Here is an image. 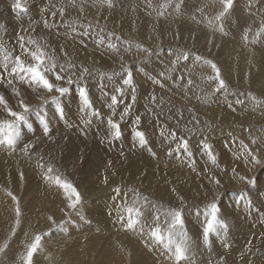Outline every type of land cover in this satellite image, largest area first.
I'll use <instances>...</instances> for the list:
<instances>
[{
	"label": "bare ground",
	"instance_id": "obj_1",
	"mask_svg": "<svg viewBox=\"0 0 264 264\" xmlns=\"http://www.w3.org/2000/svg\"><path fill=\"white\" fill-rule=\"evenodd\" d=\"M39 1H42V0H35V1L33 0V2H39ZM125 1H127V0H125ZM130 1H132V0H129V2ZM134 1H136V0H134ZM179 1H181V0H179ZM199 1H200V3L202 5H207V3H208V0H199ZM16 2H18V1L16 0ZM31 2H32V0H31ZM78 2L81 4L82 7L86 8V9H82V11H84V12L75 11L72 15H70L68 17V20H71L72 24H81L82 23L81 20H83V23H84V21H88V20L90 21L91 20L93 22L94 21H98V22L101 21V22H104V23H108L111 26L113 24L114 25H117V26H120V27L126 29V31L131 36V37L129 36V38L130 39L132 38V40H133L134 43H137L138 46H140L142 49L143 48H145V49L150 48L153 51H158L159 54H160V51H161V53H162L161 54L162 55L161 57L162 58L163 57L164 58H168V59H171L172 58V61H173L174 60L173 59V56L177 57V55L179 54V50L180 49H179V46L178 45H181L185 41H187V42L190 43V41H192L193 38H194V43L196 44V49L192 48V49L188 50L187 53L188 54L191 53L192 55H188L187 56V61H184L182 63V65L180 66V68L177 67V68H179L181 70L184 69L183 67H185L186 69H189L190 70L189 73L191 75V81H190L189 84H187V83L185 84L184 82H181V83L177 82V79L174 77V75L172 74L173 77H171L168 72H167L168 74H166L164 78H162L163 77V75H162V76H159V79H157V73L160 72V74H161V71L163 72L164 70H162L160 67L159 68L161 70H159L158 72H155L153 70L154 71L153 72L154 73L153 74V78L155 80V84L157 85V87L159 89H162L163 88L165 90L167 88V93L170 94V95L167 94V97L168 96H171L167 100L169 103L166 101L168 104H165V105L162 104V105H164V108H165V109H163V110H165V111H163L164 114H165V116L163 115V113H159V111L162 109L161 106H160L161 109L159 111L157 110L158 111L157 114L154 112L155 113V116L157 115L160 118V121H163V123H164V120H165V122L167 123V125H165V126L169 130V133H168V135L165 138L167 140L166 143L161 141L160 144L162 145V143H165L164 144L165 146H163V148H165V149L167 148V150H169L171 147H173L175 145H178V146L179 145H182L183 148L181 150H179L177 153L173 154L172 157H173V159L175 158V161L178 158L185 159L186 162H188L190 164V166L180 164V165H182V168H181V170H179L178 169L179 162H175L174 165L177 166V167H174L175 169H173V168L171 169V168H169V167L166 166L167 164H164L162 162L163 165L157 167V166H154L152 163H150V162H148L146 160L145 154L147 152L144 151V153H142L140 155L141 152H139L138 154L136 153V152H138L137 149H136L137 151L136 150L135 151L133 150L135 152V154H137V155H132V154L128 153L127 151H124V150H116V149H115V151L112 154H107L108 152H110V150L109 151L107 150V153L101 154L98 150L94 149V145H95L94 143L95 142L94 143L93 142H90L91 143V145L89 143L90 147L89 148H86V147L83 146V144H81V142H76L71 137H65L66 135L65 136L63 135V137L66 138V139H62L63 142L66 141L65 143H61V145H59V142H58V145L59 146L58 145L56 146L53 141H50L51 142V145L53 146L51 148L48 147V148L51 149L50 152L47 151V148L45 150V149H43L41 147L40 148L38 147L37 148V151H36V149L34 150V152L36 151V153H34L33 155H29V153H27L28 150L26 152L25 149L22 148V145L23 144H24V146H26L28 144H31V143H27V139L24 140V141L22 139V142L16 141V143H15L14 146H8L6 144H0V149H2V150H10L12 147H16L17 148V151H14L12 153H1L2 155L4 154L5 156L10 155L9 157L10 158L12 157V160L9 157L6 158L4 155H3L4 157H0V246H2L4 244V246L0 247V249H3L2 251H0V264H23L22 257L27 252L26 251L27 250V245H29V244L32 243L31 241H30L31 242L30 243L29 240H27L26 238L29 237V236H31V238H32L31 240L33 241V239L35 238L36 235H40L41 236L40 244H42L43 246H41V249L40 250L38 249V251L36 253H34V255L32 257V264H148L149 262L146 263V262L143 261L144 260V257H143V255H142V253L140 251H139V253L141 255H138L136 253V251H134V249H136L135 247H137L136 246L137 244L142 245V247L144 246L143 247L144 248L143 249L144 251H147L153 245L154 248L153 249H150V250H152V252L150 254H149V252H146L147 253V256L146 257H148V254H149V256H151V258H153V259H155V258H157V259H165L169 264H212L210 262V260L207 259V256H206V258H203L202 256H199L200 257L199 258L198 256H196V254H198V253H196L194 256H191V258L188 259L189 261L185 260L186 256L183 257L181 260L177 261L176 258H175V248L172 247L173 245L170 248H168V249H159L158 248V244L159 243L154 242V240L148 234V232H151V225H150L151 223L148 224V223L144 222L145 219L143 221L142 216H141V214L143 213V209H141L142 212L137 217L138 223L134 226V229H132V228L129 229L128 228V229L122 230L123 228L121 227L122 228L121 229L122 230V235H124L126 237V241H124L125 238H123V241L124 242L123 241L122 242H119V240L117 241V239H119V238H117L116 240H114L113 238H110V237H112V234L111 233H110L111 235H110L109 238H107L105 240L101 239L102 241L100 240V237H102L103 235L101 236V233L100 234L98 233V235H100L99 236V240L100 241H99L98 238H97V236H96L97 234L94 233L93 230L91 231L90 228L88 226H86V225L85 226H79V224L78 225L77 224L76 225L74 224L75 227L74 226L71 227L72 230H66V228H65L66 225L65 226L63 225L64 228H65L64 229L63 226L61 227L60 222H56V221L59 220L60 218H62V216L64 214V211H66L68 209V206H66V204L64 202L65 199L62 198V195L60 193V190L58 188L60 186H58L57 184H55L54 180L45 179V176L46 175H49L51 177H57L58 176L57 171H56V173H53V167L52 166H54L56 164V165H58V166L60 165L62 167L61 170L58 171L59 174L62 173V172H65L69 176V179L70 180L68 179V177H65L66 179H68L67 180V181H69L68 183H70L75 189L76 188L77 189H80L83 193H86L89 196H90L89 193L95 192L97 190H100V193L101 192H104L103 193V195H104L105 193H108L109 192L108 189H110V188H113L115 190L122 189V190H129V191H136V190H138V191L145 192V193L148 192V193H150V194L153 195V198L154 199H158V200L164 201V202H165V198H169V200L180 199V200L187 201V202L188 201H191V203H189L187 205H191V204H194L195 205V204H201L202 202H205L207 199H209L208 196H213V194L221 188L220 187V183L221 184L225 183V184L229 185L231 188H238L240 186L242 187V185L246 182V178L245 177L248 174H251L252 177H256L255 175L260 174L261 167H262V161H264V153H262L264 151V34H261V31L258 28H256V27H245L244 29H246V33H248V37L246 39H244L245 38L244 37L245 34L243 32L245 30L243 29V32H242V30L240 29V27L243 26V25L248 24L249 21H250V19H253V21L255 19L256 22H258L259 24L261 23L264 26V17H261L262 16L261 14H260V16H256L258 14L254 15V13H253V15H250L249 13L247 14L244 11L245 9H242V12H239V14L236 13L234 15V13H233L234 16L231 17V16H228L227 15L226 16L227 17L226 19H224V20L222 19L223 22H224V24H221V25H223V27H224L226 24H229L230 27H231L230 31H228V32H218L219 29H222L223 30V28H222L221 25H214V23L211 24V22H209V24H206L205 21L200 20L198 14H197L198 12L196 10H197V8H200L201 5H195V6L192 5L194 7L192 9V6L190 4H188V5L191 6V8H190L191 11H187V9H186L187 7L184 8L185 9L184 10V13H186V14H183L182 13V14H180V16H179V14H177V18H173L172 17L173 18V19L171 18L172 21H173L172 24H169V22L166 21L169 24L168 27H170V29H160V30L157 31V30H153V29H148V27L146 25H148L150 23L147 24L146 23L147 21L146 22H143V24H145V25H142L141 24V21L139 19L138 20H135L137 18L134 19V17L129 16L128 12L123 10V8H124L123 7V4H122L123 1L121 2V0H120V2L122 4L121 6L123 8L121 6L120 7L122 9L120 7L119 8L121 10H123V11L119 10V11H121V13H117L119 15L118 18H109L111 15L109 17H106L107 16V8L100 7L101 5L96 4V2L94 4H92L90 2V0H79ZM149 2H150V0H149ZM215 2H216V0H215ZM238 2H240V1H238ZM263 2H264V0H262V1L260 0L259 5L260 4L262 5ZM124 3L126 4V2H124ZM241 3L242 4H246V5H244V8H247V7L249 8L250 7L249 9L255 8V9L261 10L260 12H262V13L264 12V9L261 8L259 5H257L258 2L256 3L255 0H242V2L238 3L239 6H243V5H241ZM16 4L17 3L13 4V3H10V2H6L5 0H0V16L2 15V10H4L6 13L9 12L12 15L15 14V13H13L11 11H14V12L19 13L18 15H14L15 18H16V20L19 23L17 25V28H19L20 26L23 27V28H25V30L23 32H24L25 35H28L27 29H26L27 28L26 25L28 23H26V24L24 23L26 21L27 14L22 13V11H23V5L24 4L22 5V3H19L20 7L19 8H15V5ZM67 4H68V2H67ZM67 4H65V5H67ZM117 4H119V2ZM125 4H124V6H125ZM139 4H141V3H139ZM168 4H169V2H168ZM192 4H194V3H192ZM65 5H64V9L63 10H65ZM69 5H67V6L68 7H71ZM143 5H144V3H143ZM29 6H27V7H29ZM169 6H171V3H170ZM184 6H185V4H184ZM30 7H32V6H30ZM182 7L183 6H181V8ZM45 8H46V6H45ZM126 8H124V9H126ZM135 8H137V7H135ZM173 8H175V7H173ZM239 8H241V7H239ZM68 9H70V8H68ZM114 9H116V11L118 10L117 8H114ZM177 9L179 10V8H177ZM35 11H37V10H35ZM172 11L175 12V9L174 10L172 9ZM113 12H115V10ZM176 12H177V10H176ZM42 13H44V11ZM132 13H134V12H132ZM137 13H139V12H137ZM165 13H167V12H165ZM57 14H60V13H57ZM114 14H116V13H114ZM7 15L8 14H6V16ZM35 15H34V18H35ZM133 15H137V14H133ZM165 15H164V17H165ZM160 16H161V12H160V15L158 17L160 18ZM174 16H176V13L174 14ZM203 16L205 17V14ZM36 17H38V15ZM40 17L42 18V15ZM43 17H44V15H43ZM170 17L167 16V18H170ZM5 18H7V17H5ZM59 18H61V17L59 16ZM159 18H158V21H161V20H159ZM161 18H163V17H161ZM30 19H31V17H30ZM44 19H46V18H44ZM260 19H263V20H260ZM37 20H35V21H37ZM167 20L170 21L169 19H167ZM11 21L12 20L7 21V22L9 24L15 22L14 20H13V22H11ZM49 22L50 21H48V23ZM242 22H244V23H242ZM60 23H62V21ZM154 23H157V22H154ZM37 24H39V23L37 22ZM152 24H151V26H153ZM159 24H160V22H159ZM254 24L255 23L253 22V23H251L249 25L252 26ZM58 25L59 24H57V26ZM91 26H93V25H91ZM203 26H209V28L211 27V28L214 29V31L211 32L213 35H210V38H211V40L216 45L221 46V53H222L221 55L222 56L220 57V60L226 59V61H228L230 82L228 84L229 85V89L227 90V93L226 94H220V95H218V92L217 91L222 89V88H219L218 89V83L219 82H217V80H214V79H211V80L208 79V77H215L216 74H215V72H213L212 68L211 69H206L205 67H208L207 66L208 64H206L203 61H201L203 59V57H204V56H202L204 53L201 55V53H202L201 50L203 48L200 50L202 40H205L206 43L209 42V40H207L206 38H204L205 36L203 37ZM53 27H56V26H53ZM100 27H101V25H100ZM114 27L112 29H114ZM156 27H157V25H156ZM163 27H165V25H163ZM71 28H72V26H71ZM76 28H78V27H76ZM104 28H105V26H104ZM78 29H80V28H78ZM87 29H88V26H87ZM99 29H97V30H99ZM116 29H118V28H116ZM154 29H155V27H154ZM156 29H158V27ZM54 30H55V28H54ZM73 30H74V28H73ZM0 31H3L4 34H5V37H2L0 35V53L4 57H6L8 59H9V54L8 53L11 52V51H15V52L21 54L20 56L24 57L22 54H24L26 52H29V54H30L32 51H35L36 46L38 45L39 47L42 46L44 48V50L47 52V55L49 54L51 57H53V55H54L58 59V61L59 60L61 61L62 60V57H65L67 59L66 56H68V60L70 59L74 63L80 64V62H84V63H86V64L89 65L88 62H94L96 59H98V61L100 63V66L99 67H96V69L97 70L98 69H102L103 70L104 69L103 67H106L108 62L110 63L111 69L112 68L118 69L117 67H119V66L121 67L122 66V59L123 58H125L124 61H126V59H128V58H132V57L134 58V57H137V56H141L146 51L144 49H143L144 51H142V49L140 47H138V48H135V47H133V48H131V47H125V48L115 47V49H112V48L111 49H108L109 48L108 46H106L107 48L105 50H103L104 49L103 46H99L100 49L103 48L102 50H100L98 47H97V49L92 50L93 48L89 45L88 47H91V49L88 48V49L91 50V53H90V52H88V50H85L84 49V47H86V45L83 48L80 47V46H75V45L72 44L73 43L72 40H71L72 41V43H71V42H69L66 39V37L63 38L64 35L62 37L60 35V37L63 38V39H66L67 41L66 40H63V39H60L58 37H55L54 32H51L53 30H50V29H48V31H50V34H47V35L45 33L44 34L41 33L39 30H37V28L36 29H33L32 30V31H34L33 32V38H30L31 40L29 42H27V40L29 39V38H27L28 36H26L27 40L26 39H24V40L22 39L21 40V38L17 34H14L13 37H12V34L8 33V31L6 29H4V27L2 28L0 26ZM60 31H59V33H61ZM76 31H78V30H76ZM9 32H11V31H9ZM13 32H15V31H13ZM65 32H66V30H65ZM31 33L32 32H30V34ZM59 33H58V35H59ZM111 33H113V32H111ZM67 34H69V33H67ZM205 34H208V33H205ZM9 35H11L12 38L10 37V39H7V38H9L8 37ZM44 35H46L48 39H46L44 37ZM123 35H126V34H123ZM68 36H70V35H68ZM72 36H76V34L73 32L72 33ZM77 36H78V34H77ZM110 36L113 37L111 34H110ZM79 37H77V38L79 39ZM104 37H105V35H104ZM75 38H74V40H75ZM68 39H69V37H68ZM107 39H109V38H107ZM122 39H123V37H122ZM125 40L123 39L121 41H125ZM254 40H257V41H254ZM109 41L111 42V40H109ZM117 41H119V40L117 39ZM121 41H119V42H121ZM31 42H34V43H31ZM81 42L82 41H80V43ZM114 42H116V40ZM66 44H69L70 51H68V49L66 48V47H68V46H65ZM81 44H83V43H81ZM107 45H110V44H107ZM120 45H121V43H120ZM171 45H175L176 51H174V54L172 56L168 57L169 56L168 53H166V51H163V50H166L167 48H169L168 46H171ZM187 45H190V44H187ZM213 45H212V47H214ZM222 46H223V48H222ZM86 49H87V47H86ZM140 50H141V52H140ZM137 51H139L140 54L134 56L137 53ZM215 51H217V49ZM208 53H209V51H208ZM29 54H27V56ZM216 54H217V52H216ZM216 54L214 56H216ZM144 55L146 56L147 53L144 54ZM183 55H182V57H183ZM148 57H149V60H150L151 56H148ZM197 57H199V59H197ZM208 57H210V56H208ZM164 58L162 60H164ZM217 58L214 59V60L216 61ZM66 59H64V60H66ZM136 59L134 58V60H136ZM143 59H144V57H143ZM145 59H147V58H145ZM211 59H213V57ZM211 59H210V61H211ZM134 60H132V61H134ZM155 60H153V61L155 62ZM220 60H219V62H221ZM144 61L143 62L142 61H138V62H142L143 64H145ZM169 61H171V60H169ZM158 62H160V61L157 60V63ZM96 63H97V60H96ZM99 63H97V64H99ZM150 63L153 64V62H150ZM176 63L180 64L179 62H176ZM162 64H165V63H162ZM178 64H177V66H178ZM159 65L161 66V64H159ZM166 65H168V61H167V64ZM166 65H165V67H166ZM74 66L76 67L77 65H74ZM94 66H95V64H94ZM137 66H138V64H137ZM157 66L155 65V67H157ZM75 67L74 68L73 67L72 68H67L65 70H64V68L63 69L61 67L60 68L62 69V73L63 74H71V73H74V70H77L79 73L85 74L84 72H82V71L85 70V68H84V70H81L80 68H75ZM86 67H89V66H86ZM197 68L198 69H201V70H198ZM221 68H223V67H221ZM108 69H106V70H108ZM150 69H152V68H150ZM226 69H227V67H226ZM130 70H129V72H130ZM143 70H144V68H143ZM147 70H149V69H147ZM147 70H144V71H147ZM189 70H187V71H189ZM202 70H207V71L209 70L208 71L209 73L201 72ZM113 71L115 72V70H113ZM122 71H124V70H122ZM125 71L127 72V69ZM165 71H164V73H166ZM207 71H205V72H207ZM91 72H93V70ZM88 73H89V71H88ZM104 73H106V72H104ZM138 73L140 74L141 72H138ZM58 74H61V72L59 73L57 69H52L50 72L46 73V76H47V78L50 79L51 75L55 76V75H58ZM220 74L224 75L225 73H221V71H220ZM101 75H102V72H101ZM131 75H132V73H131ZM140 75H138V76L141 77L142 75L141 76ZM145 75H146V73H145ZM179 75H180V73H179ZM109 76H106V77H109ZM117 76H119V75H117ZM138 76H136V78ZM111 77H112V75H111ZM126 77H127V75H126ZM126 77H125V75L123 76V78H126ZM131 77H132V81H133V76H131ZM6 78H7V76H6ZM16 78H18V77H16ZM142 78H144V77L142 76ZM146 78L148 80V83L145 82V81L144 82L147 83V84H149V81H151V80L148 79L149 76L148 77L146 76ZM119 79L120 78H118V82H119ZM134 79H135V77H134ZM175 79H176V81H175ZM13 80H14V78L11 79V81H13ZM100 80H101V78H100ZM102 80H104V79L102 78ZM139 80H140V78H139ZM141 80H143V79H141ZM49 81H51V80H49ZM87 81H88L87 83H89V80H87ZM135 81L137 82V79ZM140 81H138V82L140 83ZM213 81L215 82V84L213 83ZM223 81L225 83V80H223ZM63 82L65 83V81H63V79H62L61 84ZM72 82H73V80H72ZM94 82L95 81H93L92 83H94ZM203 82H205V83H203ZM23 83H24L23 86H26L27 84H29L27 82H23ZM79 83H80V81H79ZM98 83L100 84V82H98ZM120 83H121V81H120ZM11 84L14 85L16 83L13 84V83H9L8 82L7 85H5V88L6 89H10L11 88ZM106 84L107 83H105V85ZM142 84H144L143 81H142ZM147 84L145 85L146 87H147ZM90 85H91V82H90ZM90 85H88V88L91 87ZM93 85H95V84H93ZM30 86H31L32 89L35 90V92H30V91L27 92V90H26L27 87H26L24 91L22 89H20V90H22V92L16 90V91L19 92V95H15L14 93L12 94L13 96L11 95V93H8V94L4 95L3 91H1V90H0V95H2L4 97V99L6 100L8 108H10V109H12L13 111H16V112H21V111H23V109L20 107V102L21 101H23V103L26 104L27 106L31 105V103H33V102L34 103L39 102V101L41 102V96H40V94L38 92L41 93V91L43 90V88L38 87V88L35 89L34 88V85L29 84V89H30ZM64 86H65V84H64ZM107 86H109V85L107 84ZM121 86H123V85H121ZM136 86H137V84H136ZM68 87H70V86H68ZM138 87H139V84H138ZM124 88H126V87L123 86V89ZM132 88L134 89V87H132ZM136 88H135V90H136ZM141 90H143V89H141ZM141 90L139 89L140 92H143ZM70 91H72V90H70ZM70 91H68V92H70ZM112 91H114V89H112ZM126 91H128V89ZM149 91L151 92V89H149ZM45 92H47V91L45 90ZM120 92H118V93H120ZM129 92L130 91H128V93ZM144 92H147V90L145 91V89H144ZM150 92L148 94H151ZM123 93L121 92V95ZM134 93L131 91L130 94H134ZM45 94L47 95V93H45ZM48 94L50 96V93L49 92H48ZM51 94H53V93H51ZM70 94H71V92H70ZM148 94H147V96H148ZM158 94H157V96H158ZM143 95L145 96L144 93H143ZM49 96H48V99H49ZM92 96H93V94H92ZM147 96H146V99H147ZM43 97H44V93H43ZM52 97H53V95H52ZM130 97H131V95H130ZM132 97H134V96H132ZM137 97H138V95H137ZM139 97H138V101L140 99ZM61 98H63V97H61ZM95 98H97V96ZM143 98H141V99H143ZM69 99H70V97H69ZM124 99H125V97H124ZM126 99H129V98H126ZM156 100H158V99H156ZM42 101H43V99H42ZM59 101H60V99H59ZM140 102H142V101H140ZM140 102H138V103H140ZM161 102H158V103H161ZM75 103L76 102H74V104ZM99 103H100V101H99ZM127 103H129V102H127ZM146 103H148V102L146 101ZM151 103H152V101H151ZM95 104H96V102H95ZM118 104H120V103H118ZM135 104H137V102ZM144 105H143L142 108H144ZM0 106H1L0 107V110H1L0 115L1 114H4V115H7L8 116V113L5 111L4 106L3 105H0ZM36 107H38V105H36ZM130 107L133 108V106H131V105H130ZM140 107H141V104H140ZM110 108L111 107H109V109ZM127 108H128V106H127ZM149 108L150 107H148V109ZM97 109H98V107H97ZM102 109H104V107H102ZM138 109H140V108H138ZM104 110H106V109H104ZM143 110H145V109H143ZM179 110L183 111V116L180 119H175L173 113L175 111H179ZM125 111H126V109H125ZM145 111L150 112L151 110H145ZM22 113H24V112H22ZM143 113L145 114V112H143ZM143 113H140V115L143 114ZM169 113L170 114H173V117H170L171 115L168 117L167 115ZM176 113L178 114V112H176ZM26 114H28V113H26ZM44 114H45V112H44ZM102 114H104V113H102ZM114 114H116V113H114ZM150 116H151V113H150ZM153 116H151V117H153ZM178 116H179V114H178ZM30 117H31V115H30ZM113 117L114 116H112V118ZM122 118L124 119V117H122ZM142 118H143V116H142ZM145 118H149V117L148 116L147 117L145 116ZM11 119H12V117H11ZM161 119H163V120H161ZM74 120H75V118H74ZM36 121H39V120H36ZM37 124H38V122L35 123L36 126H37ZM116 124H118V123H116ZM128 124H129V122H128ZM150 124H151V126H156V127H159L160 126V124L156 120L154 122H152V123L150 122ZM35 125L34 124L31 125V122H29V121H27V124H23V127L27 129V131H25V133H27V132L29 133V131H31V127L34 128ZM161 125H163V124H161ZM120 126H121V124H120ZM146 127H150V126H146ZM127 128L128 127L126 125V129ZM134 128L135 127H133L132 129H134ZM172 128H173V132L171 131ZM174 128L177 129L178 131H175ZM108 129H107V131H109ZM142 129H144V128H142ZM72 130L73 129H71V131ZM135 130H137V128ZM139 130H140V127H139ZM77 132H79V131L77 130ZM123 132H125V130H123ZM212 133H213V135H214V133H216V134L219 133L221 135L226 133L227 135L223 136L220 139H215L213 141L212 140L209 141L207 139L209 137H207V138H204L203 137L204 139L202 138L201 141L198 140L199 141L198 142V145H193L194 143L193 144H190V143H188L186 141V136H191V138L193 139V137H195V136L197 138L198 135H200V136H208V135H211ZM63 134H65V133H63ZM24 135L26 136V134H24ZM108 135H109V133L108 134L106 133V138H107ZM54 136H56V135H54ZM77 136H79V135L77 134ZM109 136H111V135H109ZM22 137H24V136L22 135ZM217 137H220V135L217 134L216 135V138ZM143 138H144V136H143ZM211 138L212 137H210V139ZM28 139H30V138H28ZM35 139L36 138L33 136V140H35ZM39 139L38 138L36 139V140H38L37 141L38 143H39ZM80 139H82V138H80ZM87 139H89V138H87ZM107 139H109V138H107ZM111 139H113V138H111ZM101 140L102 139L100 138V141ZM183 140H185V144H184ZM195 140L196 139H194V141ZM30 141H32V140H30ZM44 141H45V139H44ZM113 141H114V139H113ZM87 142L85 141L86 144H87ZM105 142H106V140H105ZM151 142H154V141H151ZM46 144H49V142L46 143ZM32 145H34V144H32ZM32 145H30V146H32ZM148 145L150 147V144H148ZM184 145H186V146H184ZM17 146H19V147H17ZM43 146L45 147V145H43ZM98 146H101V145L99 144ZM103 146L104 145H102V147ZM152 146L153 145H151V147ZM155 146H153V148ZM97 147L95 145V148H97ZM128 147H130V145ZM140 147L143 148V146H141V145H140ZM159 147L160 146H158L157 148L159 149ZM56 148L59 151V154L58 153H55ZM104 148H107V147H104ZM30 149H29V151H30ZM103 150H105V149H103ZM167 150H165L166 153H164L163 155H165V154L168 153ZM18 151H19V153H17ZM173 151H175L174 148H173ZM105 152H106V150H105ZM149 152L150 151H148V154H150ZM152 152H155V151L153 150ZM155 153H157V152H155ZM14 155L17 156V158ZM146 156H148V155L146 154ZM150 156H152V155L150 154ZM136 157H138V158H136ZM153 157H154V155H153ZM253 157H255V160H253ZM148 158H151V157H148ZM162 158H164V157H162ZM21 159L24 160V163L25 162L28 163V164H24V165H27V166L29 165L30 169H32L34 171V174H33L34 181H33V177H32V180L31 179H28L29 177L27 178V174L26 173L28 171L27 172H23V170H20L21 169L20 167H22L21 164L23 163V161ZM173 159H171V160H173ZM181 159H180V162H181ZM160 160H161V157H160ZM216 160H217V162H216V165H215L214 163H215ZM192 162H194V164ZM221 164H224L226 166L227 169L225 171L222 169L223 167L221 168ZM14 166L18 169L17 172H15L16 169L14 170ZM49 167L52 168V172L51 173L48 172V168ZM59 169L57 167V170H59ZM28 173H30V171ZM100 179L103 180V183L104 184L101 182L103 185H101V183H100V185L97 186L95 183H97V181L100 180ZM254 180H252V181H254ZM64 181H66V180H64ZM262 181L264 182V177L262 178ZM255 183H259V181L258 182H255ZM7 191L11 192L12 194H17V195H15V199H13V197H12V200H11V198L9 197L10 193H8ZM257 191L258 192L253 193V195L255 197H261L262 200H258V201H259V204L260 205L264 206V202H263L264 201V183H262L261 186L257 188ZM6 192L9 194L7 196L11 200V201H9L8 199H5V200H8L9 201L8 203H4L3 202L4 200H2L3 197H6L5 196ZM223 192H224V190H223ZM78 193H79V191H78ZM96 193H98V195L100 194L99 191L96 192ZM114 193H117V192H114ZM3 194H4V196L2 197ZM236 194H238V193H236ZM64 196L67 197V194L66 195L64 194ZM79 197L81 198V197H85V196L79 195ZM230 197H228V199ZM118 198H120V197H118ZM235 198H236V196H235ZM112 199H108V198H106L105 200L103 199V202L102 203H104L105 205L104 204H102V205L104 207H106V209H107V207H111L112 208L113 203H114V197ZM146 199H147V197H146ZM96 200L97 199H95V201ZM118 200H120V199H118ZM130 200L132 201V199H130ZM67 201H68V203H70L69 200H67ZM126 201H127V199H126ZM131 201H129V204H132L133 203V202L131 203ZM234 201H236V200H234ZM81 202H84V201L82 200ZM116 202L114 204H116ZM121 202L119 201V203H121ZM238 203H239V201H238ZM98 204H97V206H98ZM79 205H80V203H79ZM123 205H126V204H123ZM229 205H231V203ZM235 206H237L236 203H235ZM238 206H239V204H238ZM116 207H117V204H116ZM225 207L223 208L222 212L223 213L225 212L226 214H224L225 216H223L221 218H224V219L229 220L228 219L229 213H227V210H226ZM232 207H233V205H232ZM242 207H243L242 209L244 210V208H246L245 204ZM251 207H252L251 208L252 213H249L247 215L242 216L241 217L242 220H240L241 224L238 222L239 220H234L233 226H231V228H228V231L229 230L232 231L234 233V235H235V232H237V231L244 232V235H241V237L245 241H250L249 240L250 237L248 236V233L254 232V235L259 238V235L260 234L257 232L258 229H262V230L264 229V208H261L260 206L259 207H256L254 205H252ZM17 208L19 209V217H16V216L12 217L14 214H17ZM79 208L80 207H78V209ZM134 208H135V206H134ZM150 208H153V207H150ZM89 209L90 208H88L87 210H89ZM102 209H104V208L102 207ZM121 209L123 210V208H121ZM121 209H118V213H120V212L122 213V210ZM87 210H86V212H87ZM99 210L100 209H98L96 211L99 212ZM246 210H247V208H246ZM69 211L72 213L71 210H69ZM96 211H94V213ZM123 211H126V210H123ZM160 211H161V209H160ZM82 212H83V214L85 213L84 210ZM108 212H109V210H108ZM79 213H81V212H79ZM91 213L94 214L93 212H91ZM125 213H127V212H125ZM125 213H123V214L125 215ZM149 213H151V211ZM242 213H243V211H242ZM156 214H154V215L156 216ZM204 214H206V211L204 212ZM124 215H122V216H124ZM207 215H205L204 217H209V215L208 216ZM80 216H82V215H79V217ZM96 216H95V218H96ZM159 216H160V214H159ZM49 217H51V219H49ZM86 217H87V215H86ZM92 217H91V219H92ZM102 217H101V219H102ZM199 217H200V213L199 212L192 214V219H194V220H198ZM71 218H72V216H71ZM74 218L75 217H73L72 219H74ZM82 218H84V217H82ZM95 218H93V219H95ZM97 218L95 220H97ZM104 218L105 217H103V219ZM143 218H145V216ZM148 218H149V216H148ZM151 218L153 219V217H151ZM159 218H161V217H159ZM64 219H65V217H64ZM64 219L62 221H64ZM66 219L68 220L67 216H66ZM72 219H71V222L73 221ZM86 219H88V217ZM110 219H112L111 216L109 217V220ZM122 219L124 220L125 219V216L123 218L121 217V222L123 221ZM233 219H235V218H231L230 220H233ZM67 220H66V222H67ZM109 220H108V222H109ZM119 220H120V218H119ZM126 220H127V218H126ZM149 220H151V219L149 218ZM99 221L97 223L95 221L94 224L96 223L97 226L101 227V223L103 221L102 222L100 221L101 223H99ZM104 221H106V220H104ZM116 221H117V219H116ZM159 221H160V219H159ZM163 221H165V220L163 219ZM143 222L146 223V224H144ZM147 222H148V220H147ZM151 222H153V221H151ZM12 223H14V225L15 224L17 225V226H14L16 230H15V232L12 231L13 232L12 235H14L18 231L19 232L16 235L12 236V237L10 236L9 238H6L4 236L5 235L4 233L7 232L8 226L9 225H12ZM55 223H58L59 224L58 227L54 226ZM98 223L100 225H98ZM153 224H155V223H153ZM166 224L164 222V225H166ZM225 224H226V226L229 225L227 222ZM122 225H123V223H122ZM156 225H157V223H156ZM160 225H161V223H160ZM116 227H118V226H116ZM10 228H12V227L10 226ZM119 228L120 227H118V229ZM152 228H154V227H152ZM23 229H25V230L22 231ZM118 229H116V231ZM218 229H219V227H217L216 231L211 232V233L217 232ZM226 229H227V227H226ZM26 230L29 231V233H30L29 235L27 234ZM102 230H103V228H102ZM108 230H109V228H108ZM164 230L166 231V229H164ZM20 231H22V232H20ZM113 231L114 230H112V232ZM102 233L104 234V231H102ZM195 234H196V232H195ZM216 234H218V232ZM227 234H225V235H227ZM114 235H116V234H114ZM238 235H237L238 241H236V239H235L236 235L234 236L235 241L231 239L232 236L230 235V237H228L229 239H227V243H228L227 246H226V244L224 245L223 243L220 244V245L219 244H216L214 242V239H213V242H214V247L213 248L219 249L217 251H225L227 259L233 258V255L232 254L235 253L234 251L239 252L240 250H243V251L246 250L247 252H251V250H252V252L250 254L245 255V256H241L242 258L240 260H238V263L239 264H250V262H249L250 259H253L255 257V253H257V254L260 255V257L262 258V260L259 261V260L254 259L253 260V264H264V234L261 233V237L260 238L262 240H258L257 237H254V239L252 240V243H254V248L252 247L253 249L251 247H247L245 244H243V241L240 239V234H238ZM199 236H200V234H199ZM13 237L18 238V241H17V239H14L13 240ZM216 237H217V235H216ZM114 238H116V236ZM120 238H122V237H120ZM191 238L192 237L190 236V239ZM218 238L221 239V237H218ZM9 239H11V241H12L11 243H9ZM175 240H177V239H175ZM195 241H194V243H195ZM197 242H198V239H197ZM213 242H212V246H213ZM7 244H9L10 246L8 247ZM196 246H197V244H196ZM10 247H12V248H10ZM147 247H148V249H147ZM192 249H193V247H192ZM195 249H197V248H195ZM187 250H189V247H188ZM210 250H213V249L210 248ZM189 251H186L185 254L189 253ZM137 252H138V250H137ZM213 252H212V254H213ZM6 253H11V255H14V256H10V255L5 256ZM201 253H202V250H201ZM204 253H205V250H204ZM206 255H208V253ZM219 255H217V256H219ZM4 256L6 258H4ZM48 257L54 259V262L48 261ZM148 258H145V259H148ZM212 258H214V257H212ZM217 261L219 262V260H217ZM160 262H161V260H160ZM154 263H156V262H154ZM215 264H216V262H215Z\"/></svg>",
	"mask_w": 264,
	"mask_h": 264
},
{
	"label": "rangeland",
	"instance_id": "obj_2",
	"mask_svg": "<svg viewBox=\"0 0 264 264\" xmlns=\"http://www.w3.org/2000/svg\"><path fill=\"white\" fill-rule=\"evenodd\" d=\"M6 2H10V3H13V4H15V3H22V5H23V11H22V13H25V14H27V16H26V21L24 22L25 24L26 23H28L26 26H27V32H28V35H25L24 34V30H25V28H23V27H19V28H17V25L19 24L18 23V21L16 20V18H15V16L14 15H18L19 13H17V12H14V11H11V12H13V13H15V14H11V13H6L4 10H2V15L0 16V26L3 28L4 27V29H6L7 31H8V33H10V34H12V37H13V35L14 34H17V35H19V37L21 38V40L23 39H26L27 40V38H29L28 40H27V42H29L31 39L30 38H33V32L34 31H32L33 29H36L37 28V30H39L41 33H45L46 35L47 34H50V31H48V29H50V30H53V31H51V32H54V34H55V37H58V38H60V39H63L64 37H66V39L69 41V42H71L72 43V41H73V45H75V46H80V47H84L85 45H86V47H87V49H86V47H84V49L85 50H88V52H90L91 53V47L93 48L92 50H94V49H97V47L100 49V47L99 46H103V50H105L107 47L106 46H108L109 48L108 49H115V47H118V48H120V47H122V48H125V47H131V48H133V47H135V48H138V47H140V46H138V44L137 43H134L133 42V40H132V38L130 39L129 38V33L126 31V29L125 28H122V27H120V26H117V25H110V24H108V23H104V22H101V21H84V23H83V20H81L82 21V23L81 24H72V22H71V20H68V17L70 16V15H72L75 11H81V12H84V11H82V9H86V8H84V7H82L81 6V4L78 2L79 0H42V1H39V2H33V0H32V2H31V0H17L18 2H16V0H5ZM22 1V2H21ZM35 1V0H34ZM107 1V2H106ZM123 1V2H122ZM128 1V2H127ZM127 1H125V0H121V2H122V4H123V7L124 8H126V9H124L121 5V2H120V0H90V2L92 3V4H94L95 2H96V4H99V5H101L100 7H105V8H107V16L106 17H109L110 15V17L109 18H118V14L117 13H121V11H127L128 12V14H129V16H132V17H134V19L135 18H137V19H135V20H140L141 21V24L142 25H145V24H143V22H146L147 24L148 23H150V24H148V25H146L147 27H148V29H153V30H160V29H170V27H168L169 26V24H172L173 23V21H172V19L173 18H177V14H179V16H180V14H186V13H184V8H186L187 9V11H191V6L193 5V6H195V5H201L200 6V8H197V14H198V16H199V18H200V20H202V21H205L206 22V24H209V22H211V24H213L214 23V25H221V24H224V22H223V20L224 19H226L227 17V15L228 16H234L236 13L237 14H239V12H242V9H245L244 11L248 14H250V15H253V13H254V15H256V14H258V15H256V16H260V14L262 15L261 17H264V12L262 13V12H260L261 10H258V9H255V8H253V9H249L248 7L247 8H244V5H246V4H242L241 3V5H243V6H239V4L238 3H240V2H242V0H232V4H231V6H230V8H229V10L226 12V13H224V15L223 16H220V13L221 12H223V8H224V6H223V3L222 2H220L221 0H216V2H215V0H208V3H207V5H202L201 3H200V1L199 0H181V1H179V0H150V2H149V0L147 1V0H136V1H134V0H132V1H130L129 2V0H127ZM142 1V2H141ZM164 1V2H163ZM184 1V2H183ZM194 1V2H193ZM238 1H240V2H238ZM256 1V3H257V5H259V2H260V0L258 1V0H255ZM262 1V0H261ZM67 2H68V4H67ZM72 2V3H71ZM114 2V3H113ZM116 2V3H115ZM119 2V4H117ZM124 2H126V4L124 3ZM138 4H137V3ZM160 2V3H159ZM166 2V3H165ZM168 2H169V4H168ZM179 2V3H178ZM188 2V3H187ZM194 3V4H192V3ZM199 2V3H198ZM218 2V3H217ZM238 2V3H237ZM40 3V4H39ZM43 3V4H42ZM136 3V4H135ZM139 3H141V4H139ZM143 3H144V5H143ZM166 4V6L165 7H161V5L162 4ZM170 3H171V6H169L170 5ZM215 5H214V4ZM31 4V5H30ZM36 4V5H35ZM38 4V5H37ZM65 4H67V5H69V6H71V7H68L67 5H65ZM72 4V5H71ZM114 4V5H113ZM124 4H125V6H124ZM160 4V5H159ZM176 4V5H175ZM184 4H185V6H184ZM188 4H190V5H188ZM211 4V5H210ZM32 6V7H30V6ZM58 5V6H57ZM64 5H65V10H63L64 9ZM113 5V6H112ZM127 5V6H126ZM129 5V6H128ZM173 5V6H172ZM25 6V7H24ZM27 6H29V7H27ZM40 6V7H39ZM45 6H46V8H45ZM123 8V10H121L122 8ZM147 6V7H146ZM181 6H183L182 8H181ZM192 6V9L194 8ZM261 8H263L264 9V2L262 3V5L260 4L259 5ZM35 7V8H34ZM51 7V8H50ZM56 7V8H55ZM117 8L118 10L116 11V9H114V8ZM121 9H120V8ZM135 7H137V8H135ZM173 7H175V8H173ZM179 8V10L177 9V8ZM197 7V6H196ZM236 7V8H235ZM239 7H241V8H239ZM25 8V9H24ZM32 8V9H31ZM40 10H38V9ZM48 8V9H47ZM53 8V9H52ZM61 8V9H60ZM68 8H70V9H68ZM72 8V9H71ZM115 10V12H113L114 10ZM130 10H129V9ZM139 8V9H138ZM142 8V9H141ZM145 8V9H144ZM235 8V9H234ZM43 9V10H42ZM147 9V10H146ZM162 9V10H161ZM165 9V10H164ZM172 9L174 10L175 9V12L174 11H172ZM33 12H32V11ZM35 10H37V11H35ZM61 10V11H60ZM119 10H121V11H119ZM142 12H141V11ZM154 10V11H153ZM161 10V11H160ZM176 10H177V12H176ZM181 10V11H180ZM200 10V11H199ZM237 12H236V11ZM27 11V12H26ZM29 11V12H28ZM44 11V13H42ZM60 11V12H59ZM70 11V12H69ZM72 11V12H71ZM157 11V12H156ZM167 12V13H165V12ZM169 11V12H168ZM220 11V12H219ZM53 12V13H52ZM130 12V13H129ZM132 12H134V13H132ZM137 12H139V13H137ZM160 12H161V16H160V18L161 17H163V18H159L158 16L160 15ZM204 12V13H203ZM209 14H208V13ZM35 15V18H34V15ZM57 13H60V14H57ZM114 13H116V14H114ZM156 13V14H155ZM176 13V16H174V14ZM207 13V14H206ZM233 13H234V15H233ZM6 14H8L7 16H6ZM133 14H137V15H133ZM166 14V15H165ZM205 14V17L203 16ZM226 14V15H225ZM38 15V17H36ZM42 15V18L40 17ZM43 15H44V17H43ZM57 15V16H56ZM62 18H59V16ZM68 15V16H67ZM142 17H141V16ZM164 15H165V17H164ZM201 15V16H200ZM210 15V16H209ZM10 16V17H9ZM13 16V17H12ZM65 16V17H64ZM67 16V17H66ZM146 18H145V17ZM167 16L168 17H170V18H167ZM218 16H220V18L219 19H217V17ZM5 17H7V18H5ZM29 17V18H28ZM30 17H31V19H30ZM33 17V18H32ZM51 17V18H50ZM53 17V18H52ZM153 17V18H152ZM159 18V20H161V21H158V18ZM173 17V18H172ZM13 18V19H12ZM44 18H46V19H44ZM141 18V19H140ZM150 18V19H149ZM171 19L170 21H168L167 19ZM204 18V19H203ZM215 18V19H214ZM30 21H29V20ZM38 19V20H37ZM52 19V20H51ZM66 19V20H65ZM223 19V20H222ZM10 20H12L11 22H13V20L15 21V22H13V23H11V24H9L7 21H10ZM34 20V21H33ZM35 20H37V21H35ZM65 20V21H64ZM222 20V21H221ZM260 20H263V19H260ZM259 20V21H260ZM41 21V22H40ZM48 21H50L49 23H48ZM62 21V23H60ZM169 22V24L167 23V22ZM252 21V22H251ZM7 24H5V23ZM31 24H30V23ZM37 22L39 23V24H37ZM66 22V23H65ZM101 22V23H100ZM154 22H157V23H154ZM159 22H160V24H159ZM164 22V23H163ZM235 22V21H234ZM255 23L254 25H249V24H251V23ZM2 23V24H1ZM43 23V24H42ZM59 24L58 26H57V24ZM96 23V24H95ZM153 23V24H152ZM167 23V24H166ZM242 23H244V22H242ZM13 24V25H12ZM30 24V25H29ZM52 24V25H51ZM62 24V25H61ZM87 24V25H86ZM90 24V25H89ZM151 24L153 25V26H151ZM236 24V23H235ZM258 24V25H257ZM261 24V23H260ZM258 22H256V20L254 19V21H253V19H250V21H249V23L248 24H246V25H243V26H241L240 27V29L242 30V32H243V29L245 28V27H256V28H258L260 31H261V34H264V26H263V24H261L260 25ZM36 25V26H35ZM61 25V26H60ZM72 26V28H71V26ZM75 25V26H74ZM78 25V26H77ZM91 25H93V26H91ZM100 25H101V27H100ZM155 25V26H154ZM156 25H157V27H158V29H156L157 27H156ZM163 25H165V27H163ZM10 26V27H9ZM16 26V27H15ZM53 26H56V27H53ZM63 26V27H62ZM87 26H88V29H87ZM90 26V27H89ZM104 26H105V28H104ZM115 26V27H114ZM150 26V27H149ZM167 26V27H166ZM222 26V28H223V30L222 29H219L218 30V32H228V31H230V29H231V27H230V25L229 24H226L224 27H223V25H221ZM36 27V28H35ZM41 27V28H40ZM45 27V28H44ZM53 27V28H52ZM61 27V28H60ZM76 27H78V28H80V29H78V28H76ZM108 27V28H107ZM114 27V29H112ZM152 27V28H151ZM154 27H155V29H154ZM161 27V28H160ZM163 27V28H162ZM206 27V28H205ZM208 27V28H207ZM228 27V28H227ZM10 28V29H9ZM12 28V29H11ZM17 28V29H16ZM54 28H55V30H54ZM57 28V29H56ZM59 28V29H58ZM63 28V29H62ZM73 28H74V30H73ZM101 30H100V29ZM116 28H118V29H116ZM46 29V30H45ZM62 29V30H61ZM69 29V30H68ZM85 29V30H84ZM97 29H99V30H97ZM116 29V30H115ZM212 29V30H211ZM229 29V30H228ZM61 30V31H60ZM65 30H66V32H65ZM76 30H78V31H76ZM80 30V31H79ZM88 30V31H87ZM106 30V31H105ZM245 31L243 32L244 34H245V38L244 39H246L247 37H248V33H246V29H244ZM9 31H11V32H9ZM13 31H15V32H13ZM22 31V32H21ZM59 31L61 32V33H59ZM68 31V32H67ZM108 31V32H107ZM212 31H214V29L213 28H209V26H203V37L204 38H206L207 40H209V42L208 43H206V41L205 40H202V43H201V48H200V50H201V55L202 56H204L203 57V59L201 60V61H203L204 63H205V61H210V59L213 57V59H211V62L212 63H214L215 65H217L216 67L219 69V75H220V78L222 79V80H225V85H226V87L223 89H221V90H218L217 92H218V95H220V94H226L227 93V90L229 89V82H230V76H229V65H228V61H226V59H224V60H220V57L222 56L221 54V46H218V45H216L212 40H211V38H210V35H213L211 32ZM2 32V33H1ZM30 32H32L31 34H30ZM59 33V35H58V33ZM75 33L76 34V36H72V33ZM80 32V33H79ZM101 32V33H100ZM111 32H113V33H111ZM120 32V33H119ZM122 32V33H121ZM124 32V33H123ZM67 33H69V34H67ZM87 33V34H86ZM205 33H208V34H205ZM24 34V35H23ZM66 34V35H65ZM77 34H78V36H77ZM80 34V35H79ZM97 34V35H96ZM99 34V35H98ZM108 36H107V35ZM110 34L114 37H111L110 36ZM123 34H126V35H123ZM0 35L2 36V37H5V34H4V32L3 31H0ZM22 35V36H21ZM46 35H44V37L46 38V39H48L47 38V36ZM57 35V36H56ZM60 35H61V37L63 36V38H61L60 37ZM68 35H70V36H68ZM74 35V34H73ZM95 35V36H94ZM104 35H105V37H104ZM123 37V39L125 40L126 38V40L125 41H121V40H123L122 39V37ZM26 36H28L27 38H26ZM30 36V37H29ZM80 36V37H79ZM83 38H82V37ZM128 36V37H127ZM9 38H7V39H10V37H11V35H9L8 36ZM11 37V38H12ZM23 37V38H22ZM68 37H69V39H68ZM76 37V38H75ZM77 37H79V39L77 38ZM120 37V38H119ZM131 37V36H130ZM74 38H75V40H74ZM107 38H109V39H107ZM116 38V39H115ZM66 39H63V40H66ZM117 39L119 40V41H121V42H119V41H117ZM131 41H130V40ZM25 40V41H26ZM66 40V41H67ZM72 40V41H71ZM109 40H111V42L109 41ZM116 40V42L118 43H116V42H114ZM80 41H82L81 43H85L84 45L83 44H81L80 43ZM108 41V42H107ZM254 41H257V40H254ZM77 43V44H76ZM79 43V44H78ZM99 43V44H98ZM110 44V45H112V46H110V45H107V44ZM120 43H121V45H120ZM192 43V44H191ZM92 44V45H91ZM94 44V45H93ZM186 46H185V45ZM187 44H190V45H187ZM211 44V45H210ZM214 44V45H213ZM83 45V46H82ZM91 46V47H88V46ZM117 45V46H116ZM120 45V46H119ZM212 45L215 47H212ZM65 46H68V47H66L67 49H68V51H70V46H69V44H66ZM105 46V47H104ZM137 46V47H136ZM179 46V54L177 55V57H175V56H173V61H172V58L171 59H168V58H164V60H162L163 58L161 57L162 55V53H161V51H160V54L158 53V51H153L152 49H150V48H147V49H145V48H143L144 50H146L141 56H137V57H134L136 60H134V58L132 59V58H128V59H126V61H124L125 60V58H123L122 59V68L120 67H117L118 69H115V68H112L111 69V67H110V63L108 64L107 63V66L106 67H103L104 69L102 70V69H96V67H99L100 66V63H99V61H98V59H96L97 60V63H99V64H97L96 63V60L94 61V62H88L89 63V65L88 64H86V63H84V62H80V64H77V63H74V62H72V60H68V56H66L67 57V59L65 58V57H62V60L60 61H58V59L53 55V57H51L49 54L47 55V52L44 50V48L42 47V46H40V48L45 52V54H46V57H51L52 58V61H53V63H54V67L52 68V69H57L58 70V72L60 73L61 72V74H58L59 76H61L62 78L60 79V80H57L56 79V76L57 75H55V76H53V75H51V77H50V79L49 80H51L50 82L51 83H53L54 85H57V86H59V87H64V88H66L67 87V89H69V91L70 90H72V91H70L71 92V94H70V92H66L65 94H63V95H61L60 93H58V92H56L55 90H53L52 92H49L50 93V96H49V94H48V91L47 92H45V90L43 89L42 91H41V93L40 92H38L39 94H40V96H41V102L39 103V102H36V103H31V105H29L28 106V108H29V111L27 112L28 114H26V113H22L23 111H21L20 113H22V114H24L25 116H26V120L27 121H29V122H31V125L32 124H34L35 125V123H37L38 122V124H37V126L35 125L34 126V128L33 127H31V131H29V133L27 132V133H25V131H27V129L26 128H24L23 127V124L24 123H21V125H20V135H19V137H18V139H17V141H19V142H22V139H23V141L24 140H26L27 139V143H31V144H28V145H32V144H34V145H32V146H30V147H27L26 148V146H28V145H26V146H24V144L22 145V148L23 149H25V151L27 152V150H28V152L27 153H29V155H33L34 153H36V151H37V148L39 147H41V148H43V149H45L46 150V148H47V151L48 152H50V148L51 147H53L52 145H51V142L50 141H53L54 143H55V145L57 146L58 145V142H59V145H61V143H65L66 141H64L63 142V140L62 139H66V138H64L63 137V135L65 136V137H71L72 139H74V141H76V142H81V144H83V146L84 147H86V148H89L90 147V145H91V143L90 142H95L94 144L96 145V147L100 144L101 146H98L97 148H95V145H94V149H96V150H98L101 154H103V153H107V150L109 151L110 150V152H108L107 154H112L114 151H115V149L116 150H124V151H127L128 153H130V154H132V155H137L139 152H141L140 153V155L142 154V153H144V151L145 152H147L146 154L148 155V156H146V154H145V157H146V160L148 161V162H150V163H152L154 166H157V167H159V166H162L163 165V163L164 164H167L166 166L167 167H169V168H173V169H175L174 167H177V166H175L174 165V163L175 162H179V166H178V169L179 170H181V168H182V165H180V164H183V165H187V166H190V164L188 163V162H186V160L185 159H181V158H178V159H176V161H175V158L173 159V157H172V155L173 154H175V153H177L179 150H181L182 148H183V146L182 145H175V146H173V147H171L169 150H167V148L165 149V148H163V146H165L164 144L166 143V136L168 135V133H169V130H168V128L165 126V125H167V123L165 122V120H164V123H163V121H160V118L156 115L155 116V113L157 114V112L159 111V113H163V115L165 116V114H164V112L163 111H165V110H163V109H165L164 108V105L165 104H168L169 102L167 101L168 100V98H170L171 96H168L167 97V88H166V90L165 89H159L158 87H157V85L155 84V80H154V78H153V72L155 71V72H158L159 70H166L165 72L166 73H164V71L162 72L161 71V74H160V72L159 73H157V79H159V76H162L163 75V77L162 78H164L165 77V75L166 74H170V76L171 77H173V75H174V77L177 79V82H179V83H181V82H184L185 84L187 83V84H189L190 83V81H191V75H190V70L189 69H186L185 67H183L184 69V71L183 70H181V69H179L180 68V66L182 65V63L184 62V61H187V58H185V55H186V57L188 56V55H192L191 53H187L188 52V50H190V49H192V48H194V49H196V44L194 43V38H193V40L192 41H190V43L189 42H187V41H185V42H183L181 45H178ZM189 46V47H188ZM191 46V47H190ZM206 46V47H205ZM169 48H167L166 50H163V51H166V53H168V57H170V56H172L173 54H174V51H176V48H175V45H171V46H168ZM188 47V48H187ZM88 48H90V49H88ZM141 48V47H140ZM173 48V49H172ZM175 48V49H174ZM222 48H223V46H222ZM102 49H100V50H102ZM142 49V48H141ZM142 49V51H144ZM150 51H149V50ZM217 49V51H215ZM219 49V50H218ZM84 50V51H85ZM204 50V51H203ZM152 51V52H151ZM208 51H209V53H208ZM219 51V52H218ZM13 52V53H12ZM87 52V51H86ZM139 51H137V53L134 55V56H136V55H138V54H140V52H141V50H140V52L138 53ZM149 52V53H148ZM151 52V53H150ZM156 52V53H155ZM216 52H217V54H216ZM15 53V54H14ZM49 53V52H48ZM147 53V55L148 56H151V58H150V60H149V57L146 55H144V54H146ZM158 53V54H157ZM182 53V54H181ZM211 53V54H210ZM9 54V59L8 58H6V57H4L1 53H0V80L2 81H0V90L1 91H3V93H4V95H6V94H8V93H11V95L14 93V91H16V90H18V91H21L22 92V90L24 91L25 90V88L27 87L28 89H29V84H27L26 86H23V82H21L20 80H18L19 78H16V77H14V76H12V75H9V73L11 72V67H12V65H13V62H14V59H15V57L16 56H20L21 54H19V53H17V52H15V51H11V52H9L8 53ZM27 54H29V52H26V53H24V54H22L24 57H22V56H20L21 57V60L22 61H24L25 62V64H30V63H32L33 61L31 60V56H30V54L27 56ZM151 54V55H150ZM184 54V55H183ZM216 54V56H214ZM182 55H183V57H182ZM206 55V56H205ZM220 55V56H219ZM30 56V57H29ZM156 56V57H155ZM208 56H210V57H208ZM125 57V56H124ZM140 57V58H139ZM143 57H144V59H143ZM160 57V58H159ZM175 57V58H174ZM215 57V58H214ZM219 59H218V58ZM25 58V59H24ZM145 58H147V59H145ZM217 58V60L215 61L214 59H216ZM29 59V60H28ZM64 59H66V60H64ZM130 59V60H129ZM141 59V60H140ZM156 59V60H155ZM181 59V60H180ZM186 59V60H185ZM208 59V60H207ZM132 60H134V61H132ZM145 60V61H144ZM153 60H155V62L153 61ZM157 60L158 61H160V62H158L157 63ZM166 60V61H165ZM169 60H171V61H169ZM205 60V61H204ZM219 60L221 61V62H219ZM138 61H144L145 62V64H143L142 62H138ZM147 61V62H146ZM149 61V62H148ZM164 61V62H163ZM167 61H168V65H166L167 64ZM200 61V62H201ZM63 62V63H62ZM71 62V63H70ZM79 62V61H78ZM129 62V63H128ZM150 62H153V64L152 63H150ZM165 63V64H162V63ZM176 62H179L180 64H178V63H176ZM226 62V63H225ZM91 63V64H90ZM157 63V64H156ZM219 63V64H218ZM5 64H7L8 65V67H7V70H5V68H4V65ZM11 64V65H10ZM64 64V65H63ZM82 64V65H81ZM94 64H95V66H94ZM137 64H138V66H137ZM159 64H161V66L159 65ZM176 66H175V65ZM177 64H178V66H177ZM207 64V63H206ZM227 66H226V65ZM74 65H77L76 67L74 66ZM79 65V66H78ZM129 65V66H128ZM140 65V66H139ZM148 65V66H147ZM154 65V66H153ZM155 65L157 66V67H155ZM165 65H166V67H165ZM222 65V66H221ZM63 69L64 68V70L65 69H67V68H80L81 70H84V68H85V70L84 71H82V72H84L85 74H82V73H79L77 70H74V73H71V74H63L62 73V69L60 68V67ZM65 66V67H64ZM86 66H89V67H86ZM124 66V67H123ZM208 67H205L206 69H211V66L208 64L207 65ZM83 69H82V68ZM140 67V68H139ZM144 68V70H147V69H149V70H147V71H144L143 70V68ZM152 68V69H150V68ZM161 69H160V68ZM177 67H179V68H177ZM221 67H223V68H221ZM226 67H227V69H226ZM94 68V69H93ZM109 68V69H108ZM125 68V69H124ZM142 68V69H141ZM172 68V69H171ZM175 68V69H174ZM98 71H96V70ZM106 69H108V70H106ZM127 69V72L125 71ZM131 69V70H130ZM136 69V70H135ZM186 69V70H185ZM198 69V68H197ZM93 70V72H91ZM113 70H115V72L113 71ZM122 70H124V71H122ZM129 70H130V72H129ZM134 70V71H133ZM154 70V71H153ZM178 70V71H177ZM187 70H189V71H187ZM198 70H201V69H198ZM88 71H89V73H88ZM132 71V72H131ZM151 71V72H150ZM171 71V72H170ZM177 71V72H176ZM205 71H207V70H202L201 72H204V73H209L208 71L207 72H205ZM220 71H221V73H225L224 75H222V74H220ZM224 71V72H223ZM9 72V73H8ZM101 72H102V75H101ZM104 72H106V73H104ZM138 72H141L140 74L145 78H142V76L138 73ZM168 72V73H167ZM173 72V73H172ZM185 72V73H184ZM188 72V73H187ZM77 73V74H76ZM123 73V74H122ZM125 73V74H124ZM129 73H132V75L131 76H133V83H131L130 85H125L124 83H123V79H126L127 77H128V74ZM137 73V74H136ZM143 73V74H142ZM145 73H146V75H145ZM148 73V74H147ZM179 73H180V75H179ZM88 74V75H87ZM100 74V75H99ZM159 74V75H158ZM173 74V75H172ZM182 74V75H181ZM216 74V73H215ZM7 76V78H6V76ZM64 75V76H63ZM80 75V76H79ZM82 75V76H81ZM95 77H94V76ZM110 75V76H109ZM111 75H112V77H111ZM114 75V76H113ZM117 75H119V76H117ZM121 75V76H120ZM125 75V77H126V75H127V77L126 78H123V76ZM138 76V75H140L141 77H137L136 78V76ZM177 75V76H176ZM188 75V76H187ZM226 75V76H225ZM66 76V77H65ZM74 76V77H73ZM85 76V77H84ZM89 76V77H88ZM101 76V77H100ZM104 76V77H103ZM106 76H109V77H106ZM146 76L148 77L149 76V80H151V81H149V84H147L148 83V80H147V78H146ZM222 76V77H221ZM224 76V77H223ZM229 76V77H228ZM70 77V78H69ZM82 77V78H81ZM122 77V78H121ZM134 77H135V79H134ZM152 79H151V78ZM187 77V78H186ZM226 77V78H225ZM12 78H14V80L13 81H11V79ZM68 78V79H67ZM73 78V79H72ZM76 78V79H75ZM78 78V79H77ZM85 78V79H84ZM100 78H101V80H100ZM102 78L104 79V80H102ZM115 78V79H114ZM117 78V79H116ZM118 78H120L119 79V82H118ZM139 78H140V80L141 79H143V80H139ZM4 79V80H3ZM62 79H63V81H65V83L63 82L62 84H61V82H62ZM66 79V80H65ZM93 79V80H92ZM110 79V80H109ZM115 81H114V80ZM137 79V82L135 81ZM176 79H175V81H176ZM69 80H71V83H68V81ZM72 80H73V82H72ZM87 80H89V83H87L88 81ZM92 80V81H91ZM100 80V81H99ZM107 80V81H106ZM123 80V81H122ZM131 80H132V77H131ZM147 80V81H146ZM215 80V79H214ZM9 81H11V83H16V84H14V85H12L11 84V88L10 89H6L5 88V85H7V83ZM15 81V82H14ZM20 81V82H19ZM60 81V82H59ZM79 81H80V83H79ZM93 81H95L94 83H92ZM120 81H121V83H120ZM138 81H140V83L138 82ZM142 81H143V83L144 84H142ZM147 82V83H145V82ZM153 81V82H152ZM186 81V82H185ZM188 81V82H187ZM67 82V83H66ZM84 82V83H83ZM90 82H91V85H90ZM98 82H100V84L98 83ZM110 84H109V83ZM117 82V83H116ZM218 82V81H217ZM228 82V83H227ZM6 83V84H5ZM19 83V84H18ZM28 83V82H27ZM58 83V84H57ZM105 83H107L109 86H107V84L105 85ZM115 83V84H114ZM151 83V84H150ZM154 83V84H153ZM203 83H205V82H203ZM213 83L215 84V82L213 81ZM227 83V84H226ZM3 84V85H2ZM64 84H65V86H64ZM90 85L91 87H89L88 88V85ZM93 84H95V85H93ZM112 84V85H111ZM136 84H137V86H136ZM138 84H139V87H138ZM142 84V85H141ZM147 84V87L145 86ZM217 84V83H216ZM116 85V86H115ZM119 85V86H118ZM121 85H123V86H125L126 88H124L123 89V86H121ZM153 85V86H152ZM228 85V86H227ZM18 88H17V87ZM22 86V87H21ZM68 86H70V87H68ZM95 86V87H94ZM100 86V87H99ZM114 86V87H113ZM129 88H128V87ZM137 88H136V87ZM143 88H142V87ZM152 86V87H151ZM93 87V88H92ZM122 87V88H121ZM132 87H134V89L132 88ZM150 87V88H149ZM155 87V88H154ZM157 87V88H156ZM26 88V90H27V92H35V90L34 89H32L31 88V86H30V89L28 90ZM34 88L36 89V88H38L37 86H35L34 85ZM73 88V89H72ZM80 88H83V89H85L86 90V93H87V97H88V100L90 101L89 102V105H85L83 102H82V100H81V98H80V96H79V89ZM110 88V89H109ZM135 88H136V90H135ZM155 90H154V89ZM20 89H22V90H20ZM112 89H114V91H112ZM118 89H119V91H118ZM121 89V90H120ZM128 89V91H130L129 93H128V91H126ZM130 89V90H129ZM139 89L141 90V89H143V90H141V91H143V92H140L139 91ZM144 89H145V91L147 90V92H144ZM149 89H151V92L149 91ZM154 91H153V90ZM159 89V90H158ZM10 90V91H9ZM34 90V91H33ZM158 90V91H157ZM164 90V91H163ZM99 91V92H98ZM112 91V92H111ZM116 91V92H115ZM123 93L122 95H121V92ZM131 91L134 93V94H130L131 93ZM111 92V93H110ZM118 92H120V93H118ZM151 93V94H148V93ZM154 92V93H153ZM163 92V93H162ZM43 93H44V97H43ZM45 93H47V95L49 96V99H48V96L45 94ZM51 93H53V94H51ZM55 93V94H54ZM98 93V94H97ZM110 93V94H109ZM138 93V94H137ZM143 93L145 94V96L143 95ZM159 93V94H158ZM162 93V94H161ZM92 94H93V96H92ZM97 94V95H96ZM113 94V95H112ZM120 94V95H119ZM138 95V97L140 98L139 99V101H138V97H137V95ZM147 94H148V96H147ZM154 94V95H153ZM156 94V95H155ZM157 94H158V96H157ZM166 94V95H165ZM10 95V96H11ZM52 95H53V97H56L57 96V100H53L52 98ZM130 95H131V97H130ZM160 95V96H159ZM164 95V96H163ZM168 95H170V94H168ZM9 96V97H10ZM13 96V95H12ZM47 98H46V97ZM93 98H91V97ZM97 96V98H95ZM112 96H117L116 97V103H113V101H112ZM132 96H134V97H132ZM137 98H136V97ZM142 96V97H141ZM146 96H147V99H146ZM59 97V98H58ZM61 97H63V98H61ZM68 97V98H67ZM69 97H70V99H69ZM124 97H125V99H124ZM144 97V98H143ZM151 97V98H150ZM153 97V98H152ZM160 97V98H159ZM118 98V99H117ZM120 98V99H119ZM126 98H129V99H126ZM133 98V99H132ZM141 98H143V99H141ZM42 99H43V101H42ZM45 99V100H44ZM48 101H47V100ZM59 99H60V101H59ZM91 99V100H90ZM96 99V100H95ZM146 99V100H145ZM156 99H158V100H155ZM165 101H164V100ZM71 100V101H70ZM76 100V101H75ZM93 100V101H92ZM110 100V101H109ZM118 100V101H117ZM122 100V101H121ZM54 101V102H53ZM58 101V102H57ZM67 101V102H66ZM69 101V102H68ZM99 101H100V103H99ZM131 101V102H130ZM140 101H142V102H140ZM146 101L148 102V103H146ZM151 101H152V103H151ZM161 102V103H158V102ZM168 103H167V102ZM60 102V103H59ZM74 102H76L75 104H74ZM92 102V103H91ZM95 102H96V104H95ZM110 102V103H109ZM127 102H129V103H127ZM137 102V104H135ZM138 102H140V103H138ZM157 102V103H156ZM52 103V104H51ZM105 103V104H104ZM118 103H120V104H118ZM71 104V105H70ZM80 104V105H79ZM136 106H135V105ZM139 104V105H138ZM140 104H141V107H140ZM146 106H145V105ZM162 104H164V105H162ZM36 105H38V107H36ZM47 105V106H46ZM97 105V106H96ZM110 105V106H109ZM130 105L131 106H133V108L132 107H130ZM143 105H144V108H142L143 107ZM157 107H156V106ZM66 106V107H65ZM104 107V109H106V110H104V109H102V107ZM127 106H128V108H127ZM152 106V107H151ZM154 106V107H153ZM159 106V107H158ZM160 106H161V108H160ZM163 106V107H162ZM1 107V106H0ZM51 107V108H50ZM97 107H98V109H97ZM109 107H111L110 109H109ZM136 107V108H135ZM148 107H150L149 109H148ZM67 108V109H66ZM138 108H140V109H138ZM142 108V109H141ZM156 108V109H155ZM37 109V110H36ZM52 109V110H51ZM108 109V110H107ZM112 109V110H111ZM125 109H126V111H125ZM129 109V110H128ZM133 109V110H132ZM138 109V110H137ZM143 109H145V110H151L150 112H148V111H145V110H143ZM33 110V111H32ZM101 112H100V111ZM132 110V111H131ZM143 110V111H142ZM155 110V111H154ZM158 110V111H157ZM55 111V112H54ZM113 111V112H112ZM115 111V112H114ZM124 111V112H123ZM136 111V112H135ZM139 113H138V112ZM0 112H1V110H0ZM36 112V113H35ZM44 112H45V114H44ZM143 112H145V114L143 113ZM149 114H147V113ZM155 112V113H154ZM176 112H178V114H179V116H178V114L176 113ZM30 113V114H29ZM101 113V114H100ZM102 113H104V114H102ZM114 113H116V114H114ZM140 113H143V114H141L140 115ZM150 113H151V116H153V117H151L150 116ZM154 113V114H153ZM176 113V114H175ZM43 116H42V115ZM113 114V115H112ZM118 114V115H117ZM147 114V115H146ZM174 117H175V119H180L182 116H183V111H181V110H179V111H175L174 113ZM173 114H168L167 116L169 117L170 115V117H173ZM30 115H31V117H30ZM35 115V116H34ZM126 115V116H125ZM40 116V117H39ZM110 116V117H109ZM112 116H114L113 118H112ZM142 116H143V118H142ZM145 116L147 117H149V118H145ZM6 117V118H5ZM9 117V118H8ZM122 117H124V119L122 118ZM179 117V118H178ZM8 118V119H7ZM74 118H75V120H74ZM106 118V119H105ZM128 118V119H127ZM141 118V119H140ZM14 119V117H12V119H11V116H7V115H4V114H1L0 115V121H5V120H13ZM134 119V120H133ZM148 119V120H147ZM36 120H39V121H36ZM113 120V121H112ZM138 120V121H137ZM147 120V121H146ZM158 121V123L160 124V126L159 127H156V126H151V124H150V122L152 123V122H154V121ZM161 120H163V119H161ZM79 123H78V122ZM128 122H129V124H128ZM141 122V123H140ZM146 122V123H145ZM116 123H118V124H116ZM120 124H121V126H120ZM138 124V125H137ZM146 124V125H145ZM161 124H163V125H161ZM193 124V123H192ZM126 125H127V127L129 128H127L126 129ZM146 126H150V127H146ZM98 127V128H97ZM112 127V128H111ZM121 127V128H120ZM133 127H135L134 129H132ZM139 127H140V130H139ZM144 128V129H142V128ZM45 130H44V129ZM109 128V129H108ZM137 128V130H135ZM178 128V127H177ZM25 129V130H24ZM71 129H73L72 131H71ZM107 129L109 130V131H107ZM121 129V130H120ZM37 130V131H36ZM65 132H64V131ZM77 130L79 131V132H77ZM123 130H125V132H123ZM155 130V131H154ZM174 130L175 131H178L177 129H175L174 128ZM40 131V132H39ZM68 131V132H67ZM91 131V132H90ZM122 131V132H121ZM171 131L173 132V128L171 129ZM103 132V133H102ZM119 133L118 135L116 134V133ZM144 132V133H143ZM147 132V133H146ZM151 132V133H150ZM154 134H153V133ZM157 132V133H156ZM171 132V133H172ZM37 133V134H36ZM45 133V134H44ZM61 133V134H60ZM63 133H65V134H63ZM105 133V134H104ZM106 133L108 134L109 133V135H111V136H107V138H109V139H107L106 138ZM111 133V134H110ZM137 133H142V135L144 136V143H141L140 142V137L137 135ZM24 134H26V136L24 135ZM30 134V135H29ZM68 134V135H67ZM70 134V135H69ZM77 134L80 136H77ZM96 136H95V135ZM159 134V135H158ZM220 135V137H217L216 138V135ZM214 133V135H213V133L211 134V135H208V136H200V135H198L197 136V138H196V136L195 137H193V139L191 138V136H186V141L188 142V143H190V144H193V145H198V142L199 141H201L202 140V138L204 137V138H207V137H209V138H207L209 141H213V140H215V139H220V138H222L223 136H225V135H227L226 133L225 134H219V133ZM22 135L24 136V137H22ZM54 135H56V136H54ZM73 135V136H72ZM83 135V136H82ZM116 135V136H115ZM33 136L37 139H39V143L37 142L38 140H33ZM60 136V137H59ZM77 138H76V137ZM86 136V137H85ZM147 136V137H146ZM215 136V137H214ZM56 137V138H55ZM58 137V138H57ZM154 137V138H153ZM210 137H212L211 139H210ZM21 138V139H20ZM28 138H30V139H28ZM80 138H82V139H80ZM84 138V139H83ZM87 138H89V139H87ZM97 138V139H96ZM100 138L102 139L101 141H100ZM106 138V139H105ZM111 138H113L114 139V141H113V139H111ZM199 138V139H198ZM201 138V139H200ZM203 138V139H204ZM20 139V140H19ZM44 139H45V141H44ZM50 139V140H49ZM53 139V140H52ZM94 139V140H93ZM194 139H196L195 141H194ZM29 140V141H28ZM30 140H32V141H30ZM57 142H56V141ZM62 140V141H61ZM81 140V141H80ZM97 140V141H96ZM105 140H106V142H105ZM199 140V141H198ZM34 141V142H33ZM42 141V142H41ZM47 141V142H46ZM85 141L87 142V144L85 143ZM99 141V142H98ZM108 141V142H107ZM151 141H156L155 143L154 142H151ZM161 141L162 142H165V143H162V145L160 144L161 143ZM193 141V142H192ZM48 143L49 142V144H46V143ZM104 142V143H103ZM150 142V143H149ZM183 142H184V144H185V140H183ZM192 142V143H191ZM38 143V144H37ZM43 143V144H42ZM89 143H90V145H89ZM103 143V144H102ZM152 143V144H151ZM154 143V144H153ZM112 144V145H111ZM148 144H150V147H149V145ZM36 145V146H35ZM41 145V146H40ZM43 145H45V147L43 146ZM51 145V146H50ZM58 145V146H59ZM102 145H104L103 147H102ZM130 145V147H128ZM140 145L141 146H143V148L142 147H140ZM151 145H153V146H155L154 148H153V146L151 147ZM110 146V147H109ZM114 146V147H113ZM116 146V147H115ZM158 146H160L159 147V149L157 148ZM17 147H19V146H17ZM32 147V148H31ZM36 147V148H35ZM48 147H50V148H48ZM104 147H107V148H104ZM109 147V148H108ZM113 147V148H112ZM137 147V148H136ZM31 148V149H30ZM105 149L106 150V152H105V150H103V149ZM129 148V149H128ZM135 148V149H134ZM173 148H174V150L175 151H173ZM177 148V149H176ZM179 148V149H178ZM29 149H30V151H29ZM36 149V151L34 152V150ZM102 149V150H101ZM113 149V150H112ZM138 150V152H136L137 154H135V150ZM146 149V150H145ZM164 149V150H163ZM134 150V151H133ZM136 150V151H137ZM140 150V151H139ZM142 150V151H141ZM154 150L155 152H157V153H155V152H152V151ZM165 150H167V152L169 153H167V154H165V155H163L164 153H166V151ZM14 151H17V148L16 147H12L10 150H2V149H0V157H4L1 153H12V152H14ZM102 151V152H101ZM133 151V152H132ZM148 151H150L149 153L152 155V156H150V154H148ZM165 151V152H164ZM170 151V152H169ZM159 152V153H158ZM161 152V153H160ZM17 153H19V151L17 152ZM55 153H58L59 154V151L57 150V148H56V150H55ZM262 153H264V151L262 152ZM157 154V155H156ZM153 155H154V157H153ZM162 155V156H161ZM170 155V156H169ZM10 155H7V156H5L6 158H8ZM15 156V155H14ZM157 156V157H156ZM169 156V157H168ZM16 158H17V156H15ZM148 157H151V158H148ZM153 157V158H152ZM160 157H161V160H160ZM162 157H164V158H162ZM171 157V158H170ZM10 158V157H9ZM136 158H138V157H136ZM158 158V159H157ZM169 158V159H168ZM11 160H12V157L10 158ZM167 159V160H166ZM171 159H173V160H171ZM180 159H181V162H180ZM22 160V159H21ZM169 160V161H168ZM184 160V161H183ZM23 161V163L21 164L22 165V167H20L21 169L20 170H23V172H29L30 171V173H26L27 174V178L28 179H31L32 180V177H33V174H34V171L32 170V169H30V167H29V165L27 166V165H24V164H28L27 162H25L24 163V160H22ZM163 162V163H162ZM216 162H217V160L215 161V165H216ZM169 163V164H168ZM173 163V164H172ZM193 164H194V162H192ZM20 165V166H21ZM56 165V164H55ZM52 166L53 167V173H56V171H57V173H58V176L64 181V180H68L69 179V176L65 173V172H62V173H60L59 174V172L58 171H60L61 170V166L59 167L58 165H56V166ZM57 167H58V169L59 170H57ZM223 167V168H222ZM29 168V169H28ZM221 168L225 171L227 168H226V166L224 165V164H221ZM16 169V170H15ZM264 161H262V167H261V171H260V174H258V175H255L256 177H252V175L251 174H248L245 178H246V182L242 185V187L240 186V187H238V188H231L229 185H227V184H225V183H223V184H221L220 183V189L218 190V191H216L214 194H213V196H208V198L209 199H207L205 202H202L201 204H191V205H187V204H189V203H191V201H183V200H180V199H176V200H169V198H165V202L164 201H160V200H158V199H154L153 198V195L152 194H150V193H148V192H141V191H138V190H136V191H129V190H122V189H117V190H115V189H113V188H110V189H108V193H105L104 195H103V193L104 192H101L100 193V190H97V191H95V192H92V193H89L90 194V196L88 195V194H86V193H83L80 189H77L76 188V191L78 192L79 191V195H81V196H85V197H81L80 199H79V203H80V205H79V203H76L75 204V207H70L69 208V203H68V201L67 200H69L70 201V199L73 201L74 199H75V197L74 196H71L70 197V194H67V197L66 196H64V194L66 195V193H65V190L62 188V187H58L59 188V190H60V193H61V195H62V198H64L63 200H64V202H65V204H66V206H68V209L66 210V211H64V214H63V216H62V218H60L59 220H57L56 222H60V225H61V227L64 225H66L65 226V228H66V230H72V228L71 227H75V225L77 224H79V226H88L89 228H90V230L92 231L93 230V232L94 233H96L97 235V238H98V240H99V236L100 235H98V233L100 234L101 233V236L103 237H100V240L101 239H103V240H105V239H107V238H109L110 237V235L112 234V237H110V238H113L114 240H116L117 238H119V239H117V241L119 240V242H122L123 241V238H125L124 239V241H126V237L124 236V235H122V230H124V229H128L127 227H126V223H127V220H128V214L127 213H125V212H127V208H134V206H135V209H138L139 210V213H141L142 212V210L141 209H143V213L141 214V216H142V219H143V221H144V219H145V221L144 222H146V223H151L150 225H151V230L153 229L152 227H154V228H156V226L157 227H159L160 229H161V231H162V233H166V231L168 230L167 228H168V226H169V223L171 224L172 223V217L169 215V213L170 212H172V211H179L180 213H181V219H182V221H183V227L182 228H180V226L179 225H177L176 226V231L177 232H183V233H186V236L184 237V239L186 240V247H187V249H188V247H189V250H187V251H189V253H187V254H185L184 255V257L186 256V258H185V260H187V261H189L188 259H190L191 258V256H194L196 253H198V254H196V256H202L203 258H206V256H207V259H209L210 260V262L212 263V264H215V262H216V264H239L238 263V260H240L242 257L241 256H245V255H248V254H250L251 252H252V250H251V252H247L246 250L245 251H243V250H240L239 252H237V251H234L235 253L234 254H232L233 255V258H231V259H227V257H226V253H225V251H217V250H219V249H215V248H213L214 247V242L216 243V244H226V246L228 245V243H227V239H229L228 237H230V235L232 236L231 237V239L232 240H234L235 241V239H236V241H238V238H237V235L238 234H240V239L243 241V244H245L247 247H253L254 248V243H252V240L254 239V237H257V236H255L254 235V232H251V233H248V236L250 237V241H245L242 237H241V235H244V232H240V231H237V232H235V235H236V237H235V239H234V233L232 232V231H228V228H231V226H233V224H234V220H239L238 222L241 224V222H240V220H242L241 219V217L242 216H244V215H247V214H249V213H252V211H251V206L252 205H254V206H256V207H261V208H264V206H262V205H260L259 204V201L258 200H262V198L261 197H255L254 195H253V193H256V192H258L257 191V188L258 187H260L261 186V184L262 183H264L263 181H262V178L264 177ZM14 170H15V172H17V168L14 166ZM26 170V171H25ZM32 171V172H31ZM32 173V174H31ZM29 174V175H28ZM32 175V176H31ZM263 176V177H262ZM65 177H68V179H66ZM251 178V179H250ZM255 180H254V179ZM258 178V179H257ZM70 180V179H69ZM252 180H254V181H252ZM33 181H34V177H33ZM259 181V183H255V182H258ZM67 182H69V181H67ZM103 183V180H98L97 181V183H95L97 186H99L100 185V183ZM248 182V183H247ZM101 183V185H103ZM250 183V184H249ZM253 183V184H252ZM260 186H259V185ZM95 185V186H96ZM257 187H256V186ZM247 188V189H246ZM251 189V190H250ZM113 190V191H112ZM223 190H224V192H223ZM99 191V195H98V193H96V192H98ZM125 191V192H124ZM10 193V195L8 194V193ZM6 192V194H5V196L6 197H3L4 196V194L2 195V197H3V199L2 200H4L3 202L4 203H8L9 201H11L12 200V197H15V195H17V194H12L11 192H9V191H7ZM114 192H117V193H114ZM123 192V193H122ZM223 192V193H222ZM235 192V193H234ZM83 193V194H82ZM143 193V194H142ZM234 193V194H233ZM236 193H238V194H236ZM248 193V194H247ZM95 194V195H94ZM108 194V195H107ZM147 194V195H146ZM150 194V195H149ZM225 194V195H224ZM7 195H9V197L11 198V200L9 199V197L7 196ZM13 195V196H12ZM98 195V196H97ZM126 195V196H125ZM223 195V196H222ZM244 195V196H243ZM93 198H92V197ZM101 196V197H100ZM125 196V197H124ZM226 196V197H225ZM231 196V197H230ZM234 196V197H233ZM235 196H236V198H235ZM8 197V198H7ZM88 197V198H87ZM90 197V198H89ZM96 197V198H95ZM98 197V198H97ZM108 198V199H112L113 197H114V203L116 202V204H117V207H116V204H114L113 203V206H112V208L111 207H107V209H106V207H104L102 204H104V203H102L103 202V199L105 200L106 198ZM118 197H120V198H118ZM124 197V198H123ZM146 197H147V199H146ZM222 197V198H221ZM228 197H230L229 199H228ZM251 197V198H250ZM97 199L96 201H95V199ZM116 198V199H115ZM150 198V199H149ZM226 198V199H225ZM250 198V199H249ZM256 198V199H255ZM5 199H8V200H5ZM118 199H120V200H118ZM125 199V200H124ZM126 199H127V201H126ZM130 199H132V201L130 200ZM218 199V200H217ZM253 199V200H252ZM84 201V202H81V201ZM88 200V201H87ZM101 200V201H100ZM113 200V199H112ZM131 201V203L132 204H129V201ZM137 200V201H136ZM228 200V201H227ZM234 200H236V201H234ZM6 201V202H5ZM87 201V202H86ZM119 201L121 202V203H119ZM125 201V202H124ZM159 201V202H158ZM219 201V202H218ZM225 203H224V202ZM238 201H239V203H238ZM258 201V202H257ZM96 202V203H95ZM227 202V203H226ZM243 202V203H242ZM246 202V203H245ZM264 202V201H263ZM83 203V204H82ZM88 203V204H87ZM99 203V204H98ZM140 203V204H139ZM160 203V204H159ZM220 203V204H219ZM231 203V205H229ZM235 203H236V205L237 206H235ZM97 204H98V206H97ZM122 206H120V205ZM123 204H126V205H123ZM128 204V205H127ZM212 204H216V206H217V209H218V211H217V214L216 215H218L217 216V218L219 219V220H221V221H224V224L227 222L228 224V226H227V229H223V228H219L218 230H217V232H218V234H216L217 232H215V233H210L209 234V236H208V242L207 243H205V240H204V234H203V229H204V227L206 226V224H207V221H208V218H210V209H208L209 208V206L210 205H212ZM238 204H239V206H238ZM245 204V206H246V208H247V210H246V208H244V210L242 209L243 207V205ZM258 204V205H257ZM79 205V206H78ZM93 205V206H92ZM102 205V206H101ZM105 205V204H104ZM132 205V206H131ZM163 205V206H162ZM232 205H233V207H232ZM92 206V207H91ZM101 208H100V207ZM120 206V207H119ZM128 206V207H127ZM145 206V207H144ZM226 206V207H225ZM228 206V207H227ZM77 207V208H76ZM78 207H80L79 209H78ZM83 207V208H82ZM102 207L104 208V209H102ZM115 207V208H114ZM147 207V208H146ZM150 207H153V208H150ZM226 208V210H227V213H229V215H228V219L229 220H227V219H224V218H221V217H223V216H225L224 214H226L225 212L223 213L222 212V210H223V208ZM85 208V209H84ZM88 208H90L89 210H87ZM121 208H123V210H126V211H123ZM126 208V209H125ZM159 208V209H158ZM203 208V209H202ZM84 210V212L86 213H84L83 214V210ZM98 209H100L99 210V212L98 211H96V210H98ZM106 209V210H105ZM118 209H121L122 210V213L120 212V213H118ZM155 209V210H154ZM160 209H161V211H160ZM164 211H163V210ZM69 210H71L72 211V213L69 211ZM80 210V211H79ZM86 210H87V212H86ZM108 210H109V212H108ZM151 211V213H149L150 211ZM208 210V211H207ZM232 210V211H231ZM77 211V212H76ZM81 212V213H79V212ZM90 211V212H89ZM94 211H96L95 213H94ZM206 211V214H204V212ZM242 211H243V213H242ZM246 213H245V212ZM67 212V213H66ZM91 212H93L94 214H92ZM104 212V213H103ZM146 212V213H145ZM158 212H160L159 214H160V216H159V214L156 213ZM163 212V213H162ZM165 212V213H164ZM197 212H199L200 213V217L198 218V220H194V219H192V214L193 213H197ZM203 212V213H202ZM108 213V214H107ZM111 213V214H110ZM123 213H125V215L123 214ZM238 213V214H237ZM82 215V216H80L79 217V215ZM91 216H90V215ZM103 214V215H102ZM113 214V215H112ZM124 215L125 216V219L121 222V217L123 218L124 216H122V215ZM127 214V215H126ZM145 214V215H144ZM147 214V215H146ZM150 214V215H149ZM153 214V215H152ZM154 214H156V216L154 215ZM164 214V215H163ZM209 215V217H204L205 215ZM75 215V216H74ZM85 215V216H84ZM86 215H87V217H88V219H86L87 217H86ZM89 215V216H88ZM96 216V218H97V220H95L96 218H95V216ZM152 215V216H151ZM163 215V216H162ZM207 215V216H208ZM12 216V215H11ZM14 216H16V217H19V216H17V214H14L12 217H14ZM66 216H67V218H68V220L66 219ZM71 216H72V218L73 217H75L74 219H72L71 218ZM93 216V217H92ZM105 217L104 219H103V217ZM111 216V218L112 219H110L109 220V217ZM145 216V218H143ZM147 216V217H146ZM148 216H149V218L151 219V220H149V218H148ZM155 216V217H154ZM240 216V217H239ZM64 217H65V219L67 220V222H66V220L64 219ZM82 217H84V218H82ZM91 217H92V219H91ZM101 217H102V219H101ZM151 217H153V219L151 218ZM159 217H161V218H159ZM220 217V218H219ZM70 218V219H69ZM93 218H95V219H93ZM101 220H100V219ZM119 218H120V220H119ZM126 218H127V220H126ZM201 218V219H200ZM207 218V219H206ZM231 218H235V219H233V220H230ZM238 218V219H237ZM64 219V221H62ZM71 219L73 220L72 222H71ZM102 222H100L99 220ZM116 219H117V221H116ZM158 219V220H157ZM159 219H160V221H159ZM162 219V220H161ZM163 219L165 220V221H163ZM204 219V220H203ZM206 219V220H205ZM61 220V221H60ZM76 222H75V221ZM85 220V221H84ZM90 220V221H89ZM94 220V221H93ZM104 220H106V221H104ZM108 220H109V222H108ZM147 220H148V222H147ZM170 220V221H169ZM84 221V222H83ZM88 221V222H87ZM96 221V223L99 221V223H101V227H99V226H97L96 225V223L94 224V222ZM125 221V222H124ZM151 221H153V222H151ZM93 222V223H92ZM106 222V223H105ZM112 222V223H111ZM119 222V223H118ZM143 222V223H144ZM161 223V225H160V223ZM164 222H165V224L166 225H164ZM84 225H83V224ZM92 223V224H91ZM98 223V225H100ZM118 223V224H117ZM122 223H123V225H122ZM146 223H144V224H146ZM153 223H155V224H153ZM156 223H157V225H156ZM75 224V225H74ZM115 224V225H114ZM58 223H55V225L54 226H56V227H58ZM70 227H69V226ZM95 225V226H94ZM111 225V226H110ZM122 225V226H121ZM125 225V226H124ZM159 225V226H158ZM168 225V226H167ZM226 225V224H225ZM10 226L12 227V228H10ZM14 226H17L16 224L14 225V223H12V225H9L8 226V229H7V234L6 233H4L5 235V237L6 238H9L10 236L12 237V236H14V235H16L18 232H16L14 235H12L13 234V232H15V227ZM64 226H63V228H64ZM107 226V227H106ZM116 226H118V227H120L119 229H118V227H116ZM165 226V227H164ZM14 227V228H13ZM55 227V228H56ZM95 227V228H94ZM105 227V228H104ZM123 229H122V228ZM125 227V228H124ZM243 227V226H242ZM64 228V229H65ZM71 228V229H70ZM102 228H103V230H102ZM107 228V229H106ZM108 228H109V230H108ZM112 228V229H111ZM190 228V229H189ZM10 229V230H9ZM51 229V228H50ZM116 229H118L117 231H116ZM122 229V230H121ZM132 229H134V227L132 228ZM164 229H166V231L164 230ZM178 229V230H177ZM244 229V228H243ZM258 229V228H257ZM25 229H23L22 231H24ZM96 232H95V231ZM104 231V234L102 233V231ZM112 230H114L113 232H112ZM164 230V231H163ZM222 230V231H221ZM225 230V231H224ZM13 231V232H12ZM22 231H20V232H22ZM101 231V232H100ZM196 232V234H195V232ZM228 231V232H227ZM262 231V232H261ZM26 232H27V234L29 235L30 233H29V231H27L26 230ZM53 232V231H52ZM148 232V231H147ZM192 232V233H191ZM223 232V233H222ZM230 232V233H229ZM232 232V233H231ZM239 232V233H238ZM260 235H259V238H258V240H262L260 237H261V233L262 234H264V229L262 230V229H258V231H257ZM11 233V234H10ZM111 233V234H110ZM119 233V234H118ZM221 233V234H220ZM228 233V234H227ZM114 234H116V235H114ZM148 234L150 235V232H148ZM189 234V235H188ZM199 234H200V236H199ZM225 234H227V235H225ZM108 235V236H107ZM114 235V236H113ZM197 235V236H196ZM216 235H217V237H216ZM220 235V236H219ZM116 236V238H114ZM189 236V237H188ZM190 236L192 237L191 239H190ZM214 236V237H213ZM239 236V235H238ZM30 237V238H29ZM29 237H27L26 239L27 240H29V242L31 241L32 242V238H31V236H29ZM120 237H122V238H120ZM150 237H151V235H150ZM197 237V238H196ZM218 237H221V239H219ZM152 238V237H151ZM212 238V239H211ZM14 239H17V241H18V238H16V237H13V240ZM153 239V238H152ZM175 239H177L176 241H177V243H179L180 242V240H181V236L180 235H176L175 236ZM197 239H198V242H197ZM213 239H214V242H213ZM99 240V241H100ZM196 240V241H195ZM102 241V240H101ZM123 241V242H124ZM190 241V242H189ZM194 241H195V243H194ZM12 241H11V239H9V243H11ZM30 242V243H31ZM165 242L167 243V240L166 241H164V242H162V243H159L158 244V248L159 249H168V248H170L172 245H170L169 247H165ZM189 242V243H188ZM197 242V243H196ZM200 242V243H199ZM212 242H213V246H212ZM240 242V241H239ZM246 242V243H245ZM164 243V244H163ZM191 244V245H190ZM195 244V245H194ZM196 244H197V246H196ZM8 245V247L10 246L9 244H7ZM2 246H4V244L2 245ZM2 246H0V247H2ZM41 246H43L42 244H40V247H39V250L41 249ZM132 246V245H131ZM137 247H135L137 250H138V252H137V250L136 249H134V251H136V253L138 254V255H141L140 253H139V251L142 253V255H143V257H144V262H146V263H148V264H169L165 259H157V258H155V259H153V258H151V256H149V254L152 252V250H150V249H153L154 248V246L152 245H150L151 247L148 249V247H147V249L149 250H147V251H144L143 249V247H142V245H140V244H137L136 245ZM160 246V247H159ZM193 247V249H192V247ZM199 246V247H198ZM172 247H174L175 248V245H173ZM10 248H12V247H10ZM142 248V249H141ZM195 248H197V249H195ZM210 248H212L213 250H210ZM252 248V249H253ZM202 250V253H201V250ZM26 250V249H25ZM195 250V251H194ZM204 250H205V253H204ZM27 251V250H26ZM192 251V252H191ZM214 251V252H213ZM217 251V252H216ZM146 252H149V254H148V257H146L147 256V253ZM212 252H213V254H212ZM220 252V253H219ZM223 252V253H222ZM191 253V254H190ZM204 253V254H203ZM208 253V255H206ZM225 253V254H224ZM241 253V254H240ZM7 254V255H6ZM5 254V256H8V255H10V256H14V255H11V253H6ZM146 254V255H145ZM201 254V255H200ZM220 254V255H219ZM224 254V255H223ZM217 255H219V256H217ZM4 256V258H6ZM190 256V257H189ZM189 257V258H188ZM210 257V258H209ZM212 257H214V258H212ZM225 257V258H224ZM240 257V258H239ZM14 258V257H13ZM145 258H148V259H145ZM200 258V257H199ZM220 258V259H219ZM222 258V259H221ZM224 258V259H223ZM238 258V259H237ZM260 258V259H259ZM159 261H157V260ZM212 259V260H211ZM254 259H256V260H259V261H261L262 260V258L260 257V255L259 254H257V253H255V257L253 258V259H250V264H253V260ZM160 260H161V262H160ZM217 260H219V262L217 261ZM48 261H52V262H54V259H52V258H50V257H48ZM156 262V263H154V262ZM214 263H213V262ZM222 263H221V262Z\"/></svg>",
	"mask_w": 264,
	"mask_h": 264
},
{
	"label": "snow or ice",
	"instance_id": "obj_3",
	"mask_svg": "<svg viewBox=\"0 0 264 264\" xmlns=\"http://www.w3.org/2000/svg\"><path fill=\"white\" fill-rule=\"evenodd\" d=\"M221 2L223 3L224 8H223V12L220 13V16H223L224 13H226L229 10L232 4V0H221ZM165 6L166 4L161 5V7H165ZM19 7L20 5L19 3H17L15 5V8H19ZM220 16H218L217 19H219ZM31 43H34V42H31ZM30 56H31V60L33 61L30 64H25V62L21 60L20 56H16L9 75L18 77L19 80L22 82H28L31 85L41 87L48 92H52L53 90H55L56 92L63 95L69 91V89L54 85L48 80L46 73L50 72L55 65L52 61V58L46 57L45 52L38 45L36 46L35 51H32L30 53ZM185 58H187L186 55H185ZM197 59H199V57H197ZM205 63L209 64L213 72L216 73L215 77H208V79L217 80L219 82L218 89L225 88L226 85L224 81L220 79L219 69L216 67V65L212 63L211 61H205ZM7 67L8 65L5 64L4 65L5 70H7ZM61 78L62 77L59 75L56 76L57 80H60ZM9 83H11V81H9ZM68 83H71V80H69ZM123 83L125 85H130L132 83L131 73L128 74V77L124 79ZM14 94L19 95V92L14 91ZM79 96L85 105H89V100H88L85 89L83 88L79 89ZM52 99L57 100V97H53ZM112 101L113 103H116L115 96L112 97ZM0 105L4 106V109L8 113L9 116L14 117V119L10 121L9 120L0 121V144L14 146L20 135L21 123L27 124L26 116L20 112H16L8 108L7 102L2 95H0ZM20 107L23 109L24 113H27L29 111L28 106L24 104L23 101L20 102ZM116 134L118 135L119 133L117 132ZM137 135L140 137V142L144 143L143 135L141 133H137ZM27 147H30V145L26 146V148ZM253 160H255V157H253ZM48 172L49 173L52 172L51 167L48 168ZM45 179L54 180L55 184L62 187L65 190L66 194H70V197L75 196L74 201L70 199L69 207H75V204L79 203V199H80L79 194L70 183H68L67 181H63L59 176L51 177L49 175H46ZM13 199H15V197H13ZM209 209H210V218L208 219L207 224L203 229L205 243L208 242L209 234L211 232L216 231L217 227L223 228V229H226L227 227L223 221H220L217 218V215H216L218 211L217 206L215 204H212L209 206ZM127 213H128V220L126 223V227L131 229L138 223L137 217L140 215V213L138 209L131 208V207L127 208ZM169 215L172 217V223L169 224L167 232L162 233L161 229L159 227H156L151 230L150 235L153 238L154 242H157V243H162L165 240H167V243H165V247H169L170 245H175V258L177 261H179L184 257L187 251L186 240L184 239V237L186 236V233L176 231L177 225H179L180 228L183 227L181 213L179 211H172L169 213ZM17 216H19L18 208H17ZM49 219H51V217H49ZM176 235L181 236V240L179 243H177L175 240ZM40 241H41V236L36 235L32 243L27 245V252L22 257L23 264H32V257L34 253L38 251L40 247ZM2 250L3 249H0V251Z\"/></svg>",
	"mask_w": 264,
	"mask_h": 264
}]
</instances>
